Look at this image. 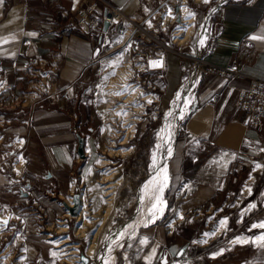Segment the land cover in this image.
<instances>
[{
	"label": "crops",
	"instance_id": "crops-1",
	"mask_svg": "<svg viewBox=\"0 0 264 264\" xmlns=\"http://www.w3.org/2000/svg\"><path fill=\"white\" fill-rule=\"evenodd\" d=\"M107 1L127 14L140 15L141 22L155 10H165L163 0L156 8L144 0ZM90 2L3 0L0 4V119L8 127L5 135L13 145L23 140L17 147L25 159L22 175L62 200L74 195L80 177L89 174L94 148L93 136L84 128L94 117L91 77L102 45L96 34L80 32L75 20L76 11ZM218 8L203 46L197 43L193 53H166L160 80L168 99L195 77L189 89L192 111L180 123L168 160V198L185 212L226 204L237 181L245 179L257 161L264 162V130L248 126L239 109V94L250 80H264V40L251 39L264 37V0H227ZM198 52L207 63L220 66L237 59L243 77L208 73L198 65ZM38 58L47 66L37 64ZM51 66L55 69L49 79L32 77L34 70L43 74ZM60 199L52 197L49 207L58 206ZM139 236L137 246L145 248L141 255L145 264L150 257V264L162 263L169 255L167 237L158 225ZM144 239L147 243L141 244Z\"/></svg>",
	"mask_w": 264,
	"mask_h": 264
},
{
	"label": "rangeland",
	"instance_id": "rangeland-1",
	"mask_svg": "<svg viewBox=\"0 0 264 264\" xmlns=\"http://www.w3.org/2000/svg\"><path fill=\"white\" fill-rule=\"evenodd\" d=\"M222 1L226 0H209L207 4L203 0H163L162 5L165 10L160 9V12L155 10L145 19L144 23L148 24V21H151L152 26L149 29L153 27L154 30L148 29V32L155 33L154 38L170 45L174 52L186 54L190 51L193 53L195 45L201 38L206 41L207 29H211L212 22L218 13L220 5L218 3ZM144 2L152 3L155 8L160 3L159 0H144ZM184 3L188 7V12L195 13L194 29L187 42L179 45L175 41L174 34L178 28L186 25L180 10ZM215 6L217 8L212 11ZM168 8H170L174 19L166 23ZM148 9L146 11L149 13L150 6ZM134 17L138 21H142L140 15ZM158 18L160 23H158ZM96 38H99L102 46L101 56L91 77L89 98L94 117L91 124L86 123L84 128L86 135L93 136L91 139L94 148L87 164V168L91 171L87 176H84V179L80 177L81 185L77 186L74 195L65 200L60 199L58 195L52 196L55 199H60V204L49 207L50 202L48 201L52 197L43 191L41 183L32 182L29 177H24L23 173L17 172V164L22 156L18 148L22 147L23 143L20 142L23 140H16V146L13 145V140L5 135V130L8 127L3 119H0V216L10 215V221L6 228L0 221V264H86L81 259L82 253L90 258L88 264H105V262L107 264H145L141 260L145 248L137 246L139 235L156 225L166 235V249L170 253L164 257L162 263L155 262L153 264H164L165 261L166 264H264V247L258 246V242L251 243L253 237L264 233V229L252 228L253 224L264 221V167L259 169L254 167L245 179L237 181L226 204L204 209L203 212L195 210L185 212L183 209L174 208L165 187L163 214L154 224H150L148 227H144L142 224L136 229L137 231L127 234L129 225L135 223L141 207L146 201L145 185L154 176L160 131L165 123L166 115L171 109H174L176 114L177 122L174 133L168 136L164 147L169 146L172 149V139L174 140L183 120L179 118V114L184 109L185 101L189 100V91L181 92L183 84L172 97L164 98L163 90L160 87L163 70L159 68L164 67L165 61L163 57L156 56L157 49L154 40L149 38L150 43L145 39L142 42L139 37L137 51L148 54V58L141 59L140 55L135 53L131 57L130 44L126 47V44H122L124 39L121 40L111 32L96 36ZM198 47H200L199 43ZM198 57L200 58L199 52ZM118 59L120 62L115 64ZM153 60H162L163 66L151 67L149 62ZM127 63L132 65V75L127 80V88L143 89L145 94H153L156 99L151 104L137 100L136 105L139 106V102H141V104H145V109L143 114L137 117L133 116V119L129 118V111L125 110V114H127L125 119L114 117L106 122L101 113V106L118 107V104H123L121 100L110 104L108 87L118 77L120 69L124 68ZM113 73L115 74L113 75ZM100 86L104 87L105 93L101 92L100 94ZM177 94L183 97L181 96L178 100ZM131 121L135 124V135L127 144L122 145L121 142L125 134L123 126ZM88 126L92 128V131L88 129ZM111 147L128 148L131 151L126 157L120 155L111 157L108 152ZM84 158L86 157H81V160ZM104 158L110 159L112 162L108 167L115 168L117 171L113 179L120 180L118 186H115V198L110 201L113 202L112 208H107L105 202V199L112 196H104L103 186L107 184L100 182L102 174L109 173L110 169L102 168L96 163L97 160L101 161ZM256 164L264 166V162L257 161ZM251 175L252 180L247 181ZM248 185L252 187V192L245 195L244 192ZM76 194H79L80 197L78 213L84 207L87 219L85 225L87 236L85 237L76 234V227L80 224L77 222L78 214L73 216L70 211V207L75 205ZM252 204H255L256 207L250 211L247 210ZM180 216H183L184 219H180ZM149 218L148 215L145 221ZM222 220H227V227L226 229L222 228L218 233L217 230L220 228ZM63 221L64 224H62ZM169 224L171 227L168 226ZM66 225L68 230L58 233L61 231L58 229ZM100 226L101 231L99 232ZM90 233L92 234L90 235ZM123 235L124 237H122ZM94 236L97 237L98 247L95 253L88 255L87 249ZM186 237L191 240H187ZM246 237L249 238V243H233L237 239L244 240ZM170 241L173 243L169 245ZM52 252H56L57 256H52ZM111 252L113 260L109 261ZM162 252L160 251V254ZM217 253L222 254L217 255Z\"/></svg>",
	"mask_w": 264,
	"mask_h": 264
},
{
	"label": "bare ground",
	"instance_id": "bare-ground-1",
	"mask_svg": "<svg viewBox=\"0 0 264 264\" xmlns=\"http://www.w3.org/2000/svg\"><path fill=\"white\" fill-rule=\"evenodd\" d=\"M169 9L170 8H168V10ZM186 9L188 12V7L184 3V5L181 7L180 10L182 11L181 13H183V18H184L183 22L186 25L181 26L182 28L181 27L178 28V30H176V32H175L176 34H174L175 35V41L178 42L179 45H182V44L187 42V40L190 38V36L193 32V29H194V24H193L194 19L192 17L188 16L187 12L185 11ZM170 12H171V10H169V12L165 18L166 23L168 21H170V20L172 21L174 19L172 12H171V15H169ZM131 69H132V65L130 63L125 64L124 68L120 69L121 71L118 73V77H116L114 79V82H112L111 85L108 87V92L110 93V104L115 103V101H117V100H121L123 104H118V107H115L113 105H102L101 106V113H102L104 121H106V122L110 121L111 119H114V117H116V118L122 117L120 119H125V116H127V114H125V110L129 111V118L133 119L132 118L133 116L137 117L138 115L143 114L144 109H145V104H141V102H139L140 103L139 106L136 105V103H138L137 100L148 102L149 99H151L152 101L156 99L155 95H153V94H145L143 89L142 90H140V89L134 90L131 87L127 88L128 87V81L127 80L132 75ZM194 78L192 77V79L188 80L184 84V86L182 87V91H181L182 93L189 91V89L191 88V85L193 83ZM99 89H100V94H101V92L105 93L104 87L100 86ZM117 93H119V95H117ZM141 93H143V95H141ZM185 96H186V94H185ZM183 101H184V99H183ZM129 108H131V109H129ZM169 111H173L175 113L174 109H171ZM117 113H120V115H117ZM176 122H177L176 115L174 117L166 115L165 123L162 125L161 131H160V141L158 144V155L156 158V169H155L153 178L151 180H149V181H152V185H149V188L155 186L157 183L163 184V173H164L165 169H168V160H169V155H170L169 149H171V147L169 148V146L167 148H164V147H165V143L168 140V136L173 135V133H174ZM123 127H124L123 130L125 131V134H124V139L121 142L122 145L127 144L129 142V140H131L135 135V124H133L132 121L127 123V124H124ZM164 129H166V131H162ZM162 137H163V139H162ZM172 143H173V139H172ZM171 146H172V144H171ZM130 151L131 150L128 148L125 149V148H121V147L120 148L111 147L108 149L109 155L111 157L113 155H120L121 157H126L127 155L130 154ZM111 162L112 161L110 159L104 158L100 161V163H98V165L100 167H102V168L106 167L107 169H110L109 173L102 174V180L100 181L101 184H107V185L103 186V189L105 190L104 196L112 195L111 197L105 199V202L107 204L106 205L107 208H112L113 202H110V201L115 198V191H116L115 186L116 185L118 186V184L120 183V180L115 181L113 179L117 171L115 168L113 169L112 167H108V165H110ZM24 168H25L24 158L22 156H20L16 170L19 174H22L24 171ZM91 176H92V173H91ZM149 181H148V183H149ZM146 191L147 190L145 189V192ZM251 192H252V187L250 185L246 186V189L244 192L245 195H249V194H251ZM153 202H154V200H150L146 197V201L143 203V207H141V210H140V213H139L137 220L135 221V223L132 222L133 227L129 228V230H128L129 232L127 234L134 233L135 231H137L136 229L143 224V222L145 221V219H147V217L149 215V209L151 208V205ZM109 211H110V209H109ZM77 222H79L80 224H78V226L76 227V231H75L76 234L80 237L87 236L86 229H85L87 219H86L85 214H84V207L81 210V212L78 213ZM64 223L65 222L63 221L62 224H64ZM101 224H102V222H101ZM127 226H128V224H127ZM221 229L222 228L220 226V228L217 230L218 233H220ZM59 230H61V231H59ZM67 230H68V226L66 225L63 228H59L58 233H63V232H66ZM100 231H101V226L99 227V232ZM99 232H98V234H99ZM125 233H126V231H125ZM124 235L122 237H124ZM258 236H260V235L253 237L252 238L253 241H255ZM244 239L249 240L248 237H246ZM97 247H98L97 237L94 236L93 239L90 240V244H89V247L87 249V254L91 255V254L95 253L97 250ZM112 255H113V253L111 252L109 259H108L109 261L113 260ZM70 260L72 261V258Z\"/></svg>",
	"mask_w": 264,
	"mask_h": 264
},
{
	"label": "built area",
	"instance_id": "built-area-1",
	"mask_svg": "<svg viewBox=\"0 0 264 264\" xmlns=\"http://www.w3.org/2000/svg\"><path fill=\"white\" fill-rule=\"evenodd\" d=\"M224 2L225 1H222L219 4L221 5ZM75 20L77 28L82 33H94L96 36H102L111 32L121 40L124 39L122 44H126V47L128 44L131 46V57L132 54L135 53L140 55L141 59L148 58L146 52L137 51L139 37H141L142 42H144L143 39L149 43L150 39L154 40L155 48L157 49L156 56L158 58L163 57L164 61L168 51L174 52V49L170 45L158 38H154V36H156L155 33L148 32L150 27L146 22L138 21L134 15L125 13L119 6L107 0H91L88 5L81 6L75 13ZM105 21L109 23L107 32L103 30ZM149 30H154V28L152 27ZM207 34L209 35L208 30ZM196 60L199 66H205L206 71L212 75L219 77H243L242 72L238 69L237 59L233 60V62L227 66L207 63L201 56L200 58L197 57ZM36 62L39 65L47 66L45 59L38 58ZM36 62L32 60V64H36ZM164 67H166V62ZM164 67L159 69L163 70ZM53 69L55 68L51 66L49 70L43 74L40 72L38 73V70H34L32 77L34 79L39 78L43 80V78H45L47 80L50 78V71ZM239 109L248 126L258 130H264V80L257 78L250 80L248 87L243 89L239 94Z\"/></svg>",
	"mask_w": 264,
	"mask_h": 264
},
{
	"label": "snow or ice",
	"instance_id": "snow-or-ice-1",
	"mask_svg": "<svg viewBox=\"0 0 264 264\" xmlns=\"http://www.w3.org/2000/svg\"><path fill=\"white\" fill-rule=\"evenodd\" d=\"M78 2V0H77ZM203 2L205 4L209 3V0H203ZM3 3V0H0V4ZM187 12V9L185 10ZM188 16L189 17H192L194 18L195 16V13H192V12H187ZM169 15H171V12L169 13ZM148 24H149V27H151V21H148ZM30 35H35V33H30ZM251 39L253 40H256V39H261V40H264V37H256V36H253L251 37ZM4 43H7L8 41L7 40H4L3 41ZM204 38H201L199 40V44L201 46H203L204 44ZM99 51V50H97ZM120 61L119 59L115 62V64H118ZM151 67H162L163 66V62L162 60H153V61H150L149 62ZM115 64L113 65V67L115 66ZM115 73H113L114 75ZM117 95H119V93H117ZM141 95H143V93H141ZM177 99H180V95L177 94ZM148 103L151 104L152 103V100L149 99L148 100ZM175 103V102H173ZM191 104H192V101L190 100H187L185 101V105H184V109L181 110L180 114H179V118L180 119H185L188 117V115H190L192 109H191ZM117 115H120V113H117ZM168 116H175L176 114L173 112V111H169L167 113ZM162 131H166V129L162 130ZM163 139V137H162ZM20 143H23V141H21ZM97 147H99V145H97ZM261 151H264V149H261ZM169 154H171V149H169ZM96 163H100L99 160L96 161ZM153 164L155 166V158L153 159ZM257 169L261 168V167H264L260 164H256L255 166ZM91 171V170H89ZM106 174V173H105ZM167 182H168V175H167V169L164 170V173H163V184H159L157 183L155 186L149 188V185H152V181H149L148 184L145 185V189L147 190L145 192V196L150 199V200H154V202L152 203L151 205V208L149 209V219L144 221L143 222V226L144 227H148L150 224H154L156 222V220L163 214V211H164V208H163V205H164V201H163V191H164V188L167 187ZM99 187V186H97ZM250 191V190H249ZM256 207L255 204H252L249 206V208L247 210H251V209H254ZM180 219H184L183 216H180ZM3 224V227H7L8 226V221L7 220H4L2 222ZM169 227H171V225L169 224L168 225ZM220 226L221 228H225L227 227V220H222L220 221ZM133 227V225H129V228ZM252 228H260V229H264V221H261L259 222L258 224H253L252 225ZM92 233H90L91 235ZM207 235V234H205ZM214 235V234H213ZM141 244H146L147 243V240L144 239V240H141L140 241ZM206 242V241H205ZM250 241L244 239V240H241V239H237L236 241H234L233 243H249ZM258 242V246L260 247H264V233H262L260 236H258L256 238L255 241H251V243H257ZM78 251V250H77ZM155 252V250H153V253ZM219 254H222V253H217V255ZM52 256H57V253L56 252H52L51 253ZM65 255H67V253H65ZM81 259H83V257H81ZM151 259L152 257L149 258V264L151 262ZM105 264H107V262H105ZM164 264H166V261L164 262Z\"/></svg>",
	"mask_w": 264,
	"mask_h": 264
},
{
	"label": "water",
	"instance_id": "water-1",
	"mask_svg": "<svg viewBox=\"0 0 264 264\" xmlns=\"http://www.w3.org/2000/svg\"><path fill=\"white\" fill-rule=\"evenodd\" d=\"M109 29V23L108 22H104L103 24V30L104 32H107ZM80 147H79V154L81 155V157H84L85 154H84V145H83V140L81 139V143H80ZM75 205L73 207H70V211L72 213L73 216H76L79 212V209H80V197H79V194H76L75 195ZM4 220H7L8 221V224H9V221H10V215H7V216H0V221L3 222ZM6 228V227H5ZM81 257H83V261L88 264L90 262V258L82 253L81 254Z\"/></svg>",
	"mask_w": 264,
	"mask_h": 264
},
{
	"label": "trees",
	"instance_id": "trees-1",
	"mask_svg": "<svg viewBox=\"0 0 264 264\" xmlns=\"http://www.w3.org/2000/svg\"><path fill=\"white\" fill-rule=\"evenodd\" d=\"M186 239H187V240H191V238H187V237H186Z\"/></svg>",
	"mask_w": 264,
	"mask_h": 264
}]
</instances>
